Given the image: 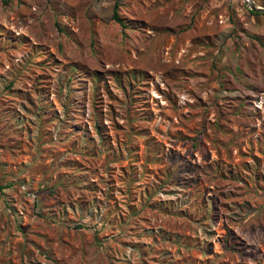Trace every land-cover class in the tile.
<instances>
[{"label":"rangeland","instance_id":"obj_1","mask_svg":"<svg viewBox=\"0 0 264 264\" xmlns=\"http://www.w3.org/2000/svg\"><path fill=\"white\" fill-rule=\"evenodd\" d=\"M250 3L0 0V264H264Z\"/></svg>","mask_w":264,"mask_h":264},{"label":"trees","instance_id":"obj_2","mask_svg":"<svg viewBox=\"0 0 264 264\" xmlns=\"http://www.w3.org/2000/svg\"><path fill=\"white\" fill-rule=\"evenodd\" d=\"M7 2H8V0H2V3L5 4V5L7 4ZM116 6H115V9H114V12H113V20L115 22H117L118 24H120L122 27H124V23H123L122 19L118 16V13H117V10H116Z\"/></svg>","mask_w":264,"mask_h":264},{"label":"water","instance_id":"obj_3","mask_svg":"<svg viewBox=\"0 0 264 264\" xmlns=\"http://www.w3.org/2000/svg\"><path fill=\"white\" fill-rule=\"evenodd\" d=\"M245 3H247V5H249L252 9L256 10V11H263V9H259V8H256L254 7L251 3H250V0H244Z\"/></svg>","mask_w":264,"mask_h":264}]
</instances>
